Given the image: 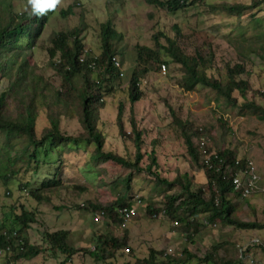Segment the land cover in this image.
<instances>
[{"label": "rangeland", "instance_id": "obj_1", "mask_svg": "<svg viewBox=\"0 0 264 264\" xmlns=\"http://www.w3.org/2000/svg\"><path fill=\"white\" fill-rule=\"evenodd\" d=\"M250 2L251 0H204L203 3L199 2L171 14L147 4L144 0H61L49 17L48 24L34 47L24 48L22 51V58L28 60L29 69L35 76L34 79L26 78L25 81L27 87L36 84L35 92L31 87L29 92L26 91L24 94L26 100L35 98L37 103L39 109L37 133H40L47 125V115L59 118L61 130L65 133L76 134L82 131L78 120L77 101L71 100L68 96L67 106L56 104L59 102L56 100L57 93H63L68 87H65L62 77L52 66L54 62L58 64V57L53 62L49 60L48 49L51 47L54 35L78 29L79 39H82L84 47L80 57L84 60L97 58L101 53L100 25L107 21L121 36L114 46L117 53L118 51L121 53L120 56L115 57L119 60L120 73H122V76L113 82L111 93L104 96L106 104L100 111L98 127L106 136L105 150L107 151L114 152L123 158H132L135 152L130 140L122 141L118 136L117 106L119 103L123 104L125 129L130 132L128 86L130 73L135 67V48L146 46L156 49L153 38L160 32L165 37L178 38V45L188 56L200 54L207 68L206 75L209 77L223 80L225 65L234 64L237 60H242L239 58H243L246 68L251 71L252 89L264 92V49L261 48L264 47L263 7L259 5L252 10L256 20L258 19L254 25L262 34V39L258 41L254 37L257 32L251 27L249 12L238 19L220 12L209 11V8L216 4L249 5ZM13 5L16 12H22L27 8L25 0H13ZM68 7L73 8L72 13L63 17L60 11ZM47 13L49 11L44 14L47 15ZM29 15V17L34 16L31 12ZM175 26L180 30L179 37L175 35ZM165 37L159 39L161 46H166ZM159 51L163 54L162 50ZM164 59L167 62L165 72L161 64L157 62L149 65L151 72L145 75L139 86L142 98L132 107L138 127L145 132V146L142 147V151L148 153L153 146L152 142H156L154 149L157 152L159 165L157 171L160 178L172 180L175 175L183 177L188 175V177H194L195 182L200 184L205 182V177L201 170L193 168L190 164L180 130L173 122V115L182 121H192L195 128L209 129L210 138L202 139L207 147L216 146L217 149L234 151L238 159L246 158L253 163L255 173L259 177L258 189L249 197H229L235 208L234 216L244 222H257L264 225V122L259 121L254 115L240 114L237 109L225 104L222 97L208 88L197 86L192 92L184 91L180 85L183 79L182 69L169 58ZM91 78H96V74H93ZM75 82L78 85L77 79ZM76 84L72 91H77ZM5 87L6 82L3 79L0 92L5 90ZM70 93L71 90L69 95ZM250 95L251 93L248 96ZM9 98L8 111L11 116H14L22 111L20 103L22 99L11 93ZM260 102L264 106V100ZM196 140L198 142L199 139ZM2 142L3 137L0 136V143ZM71 146L73 145L61 150L59 164L41 166L37 170V175L28 171L29 168H34L33 163L28 168L20 162L16 164L15 169L23 167V170L15 180L8 186L0 182V225L4 223L9 227L10 214H19L23 206L36 215V222L32 224L27 234L32 244L40 245L41 233L44 231L68 230L70 232L68 243L71 246L86 250L93 249L94 234L105 230V222L93 223L91 212L76 209L75 206L86 205L88 202L105 205L115 201L125 192L122 180L130 171L109 162L101 165L93 164L90 159L93 149L91 145H81L79 148L81 150L78 151ZM21 147V142H17L16 149L19 150ZM201 149L205 150L204 145ZM8 152L9 156H13L12 149ZM147 164L148 159L144 156L141 165L145 167ZM59 166L61 169L58 177L62 181L61 186L43 193L44 197H49V201L44 200L38 203L30 196H25V193L23 194L18 188L17 180L20 183L31 181L32 188L39 186L45 177H52ZM154 178L145 173L133 175L128 195L132 199L142 198V206L138 208L133 219L137 217V220H143L147 228L145 240L149 244L158 242L155 246L160 249L157 251H164L172 256L176 260L172 264H209L201 260L206 253L210 252L214 244L222 246L216 252L217 262L264 264L262 247L252 248L242 262H238L237 259L238 247H246L255 237L260 238L264 246V229L237 230L219 221L211 224L203 220V226L190 241L181 227H173L171 220L166 217L157 219L149 217L145 209L146 203L152 199L154 204L160 206L162 202ZM177 190L172 191L177 192ZM119 228L116 225L109 229L117 236H124L125 230ZM156 233L159 234L158 238H155ZM167 235L171 236L169 245L164 240ZM169 246L172 253L167 251ZM124 254L131 256L130 253ZM188 254L192 258H188ZM87 256V254L79 253L74 257L82 261L83 258H88ZM60 260H63L60 256L57 259H51L48 254H45L39 255L30 262L59 264ZM21 262L26 264L24 261H18L17 264ZM89 262L86 259L85 264ZM0 264L5 263L0 262Z\"/></svg>", "mask_w": 264, "mask_h": 264}, {"label": "trees", "instance_id": "obj_2", "mask_svg": "<svg viewBox=\"0 0 264 264\" xmlns=\"http://www.w3.org/2000/svg\"><path fill=\"white\" fill-rule=\"evenodd\" d=\"M26 10L16 12L13 0H0V84L3 79L6 82L5 90L0 92V136L3 142L0 143V182L4 186L10 185L16 176L23 170L15 169L18 162L25 168L33 163L34 168L30 169L33 175H37V170L41 166L54 165L60 163L61 150L73 145L75 150L81 145L93 146L90 155L91 162L95 165L114 163L130 171L124 182L125 192L116 198L115 201L105 205H96L88 202L86 205H76V209H83L91 212L93 223L105 222V230L96 232L93 238V249L74 248L68 243L70 232L68 230L44 231L41 233L40 245L32 244L27 234L31 230L32 224L36 222L34 212L26 210L21 206L19 214H10L11 225L7 227L4 223L0 225V259L1 263L18 261H30L39 255L48 254L51 259L58 256L63 260L59 264H66L79 253L87 254L95 261L106 262L115 256L116 253L128 249V239L125 236H117L112 232L113 226H119L120 219L117 209L130 208L137 198L128 195L131 190L130 183L133 175L147 174L154 176L158 193L161 195V205L157 206L150 199L145 206L149 217L157 219L166 217L171 220L173 227H181L187 239L192 241L197 235L203 220L209 223L216 221L223 225L237 230H261L264 225L257 222H244L234 216L235 208L230 202V196L240 197L239 193L232 190L231 180L241 170L247 166L246 158L238 159L234 151L230 149H217L210 147L204 142L205 153H202L201 139H209V129L195 128L192 121H182L173 115V122L180 130L188 160L193 168L201 170L205 177L202 184L196 183L194 177L188 175L183 177L175 175L172 180L160 178L158 176L157 152L154 149L155 143L148 153L142 151L145 146L144 130L139 128L134 119L132 107L142 98L140 82L150 70V64L157 62L166 65L165 57L173 63L178 64L183 72L181 88L186 92H192L197 86H202L214 91L222 97L225 104L238 110L240 114L254 115L259 121L264 122V106L260 100H264V92L253 90L250 84L251 71L246 68L243 58L234 64L225 65V76L219 80L206 75V66L200 54L188 56L178 45V38L171 39L165 37L163 33L154 36L156 49L146 46H136L135 67L129 77L128 98L130 103V116L128 124L130 132L125 129L124 106L119 103L117 106L116 127L118 136L122 141L130 140L134 147L132 158L122 156L105 150L106 136L98 127L100 111L105 107L104 96L111 93L113 82L119 79L120 71L111 61L113 57L120 56V51H116L114 43L120 40V34L107 21L100 25L101 53L97 58H87L79 62V57L83 54V41L79 39L78 29L69 32H59L51 40V47L48 49L49 60L53 62L58 57V64L52 63L53 68L60 74L65 87L63 93H57L58 103L67 106L68 96L78 103V120L82 131L76 134L65 133L61 130L59 118L47 115V125L37 133L38 130V106L35 98L25 99L24 92H29L33 88L35 92L36 84L27 87L26 78L34 79L33 72L29 69L28 60L22 58L24 48L31 49L36 41L41 37L49 17L54 10H49L46 14H34L28 0ZM116 1V0H115ZM148 4L168 13L175 14L187 9L204 0H145ZM261 5L264 10V0H251L249 5L221 3L209 8L212 13L220 12L240 19L246 12L251 18V27L257 33L255 39L261 40L262 34L254 24L257 22L253 9ZM72 7L61 10L64 17L72 13ZM30 12L34 14L29 17ZM175 35L179 37L180 30L175 26ZM244 35V34H243ZM242 35V36H243ZM165 37L166 46H161L159 39ZM262 50L264 47H261ZM159 50L163 51V54ZM117 58V57H116ZM118 59V58H117ZM96 74V78L91 76ZM77 79V83L75 82ZM78 87L74 90L75 85ZM69 90L71 93L69 95ZM16 94L22 100V111L11 116L8 111L9 94ZM237 94L236 96L234 94ZM249 93H251L250 96ZM35 97V96H33ZM209 137V138H207ZM196 139H199L198 142ZM21 142L22 147L17 150L16 144ZM71 146V147H73ZM13 150V156H9V150ZM68 149V148H67ZM209 156V168L205 165V159ZM144 156L148 159V164L144 167L141 162ZM216 156V159L214 158ZM3 157V158H2ZM61 167L56 168L52 177H45L39 186L33 187L31 181L18 182V188L25 196L36 200L38 203L47 200L49 197L43 196L44 192H50L61 186V179L58 177ZM193 175V174H192ZM178 189L177 192L172 191ZM172 191V192H171ZM171 192V193H170ZM241 198V197H240ZM142 201V200H141ZM99 216L95 222V216ZM110 228V229H108ZM262 247L263 244L255 246L247 245L238 256V262L246 258L252 248ZM222 248L220 244H214L210 252L202 258V262L209 264H223L215 259L216 252ZM128 251V252H129ZM237 252H239L237 250ZM184 256V254H182ZM188 258H192L188 254ZM180 260V259H179ZM200 261V262H201ZM176 260L164 251L150 249L145 259L137 260L135 264H172ZM228 264V263H224Z\"/></svg>", "mask_w": 264, "mask_h": 264}, {"label": "built area", "instance_id": "obj_3", "mask_svg": "<svg viewBox=\"0 0 264 264\" xmlns=\"http://www.w3.org/2000/svg\"><path fill=\"white\" fill-rule=\"evenodd\" d=\"M84 59L82 57H79V62H83ZM114 64V66L120 71V63L119 60L116 57H113L111 60ZM161 68L163 72L166 70L165 65H161ZM119 76H122V73H120ZM204 145L203 140L201 139V146ZM202 153H205V150H202ZM207 155V154H206ZM216 159V156L214 157ZM205 165H207L209 168H212V165H210L209 162V156H206L205 159ZM258 183H259V177L255 173L254 165L252 162L248 161L247 166L245 169L241 170L236 176H234L231 180L232 184V190L235 193H239L241 198H247L251 194H253L258 189ZM141 200L137 199L135 203L130 208H119L117 209L118 217L120 219V227H126L130 221L136 216L137 210L141 204ZM99 216H95L94 220L95 222L98 221ZM258 244H263V241L255 237L249 241L247 245L255 246ZM244 246L238 247V251L240 253V257L242 256V252L244 251ZM129 250L125 249V252L127 253ZM0 255L2 253L0 252ZM251 263H253V260H251ZM5 264H13L12 262H7Z\"/></svg>", "mask_w": 264, "mask_h": 264}, {"label": "crops", "instance_id": "obj_4", "mask_svg": "<svg viewBox=\"0 0 264 264\" xmlns=\"http://www.w3.org/2000/svg\"><path fill=\"white\" fill-rule=\"evenodd\" d=\"M136 218L133 219L132 221H130V223L126 227H120L119 226L120 230H125L124 236L127 237V239H128L127 248L130 249V251L127 253H130L131 256L124 254V253H126L125 249L123 251L116 253L113 258H111L109 261H106V262H98V261H95L90 256H87L88 258H86V259H88L90 261L89 264H135V262L137 260L145 259L148 256V252L150 249L159 250L160 248H157L155 246V245H158V242H152L151 244H149V242H147L145 240L147 237L145 234L147 232V230H146L147 228L144 226V224L142 222L143 220H140V219L137 220ZM154 230H157V228H154ZM167 232H168V235H170V233H169L170 230H168ZM168 235L165 236L164 240L167 241L168 245H169L170 240H171V236H168ZM158 237H159V234L156 233L155 238H158ZM167 248H169L167 251L172 253V249H170V246ZM75 259H76V257H73L66 264H85V261H86L85 258H83L82 261H81V259L77 258L76 262L74 261ZM32 260H30V261H32ZM21 261L26 262V264H33L30 261H25V260H21ZM60 261H62V260H60ZM20 264H23V262H21Z\"/></svg>", "mask_w": 264, "mask_h": 264}, {"label": "clouds", "instance_id": "obj_5", "mask_svg": "<svg viewBox=\"0 0 264 264\" xmlns=\"http://www.w3.org/2000/svg\"><path fill=\"white\" fill-rule=\"evenodd\" d=\"M60 2L61 0H28V4L31 6L32 12L34 14H40V15L46 13L49 10H54L57 7V5L60 4ZM0 262H2V259H0Z\"/></svg>", "mask_w": 264, "mask_h": 264}]
</instances>
